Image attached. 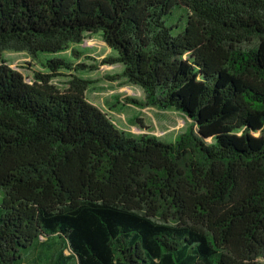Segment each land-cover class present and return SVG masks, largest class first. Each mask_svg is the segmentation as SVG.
<instances>
[{
  "label": "trees",
  "instance_id": "obj_1",
  "mask_svg": "<svg viewBox=\"0 0 264 264\" xmlns=\"http://www.w3.org/2000/svg\"><path fill=\"white\" fill-rule=\"evenodd\" d=\"M90 34L174 142L52 84ZM0 264H264V0H0Z\"/></svg>",
  "mask_w": 264,
  "mask_h": 264
},
{
  "label": "rangeland",
  "instance_id": "obj_2",
  "mask_svg": "<svg viewBox=\"0 0 264 264\" xmlns=\"http://www.w3.org/2000/svg\"><path fill=\"white\" fill-rule=\"evenodd\" d=\"M81 53L73 61V70H62L53 78L52 84L61 91L70 87L69 80L77 76L91 81L85 97L89 103L101 110L108 120L120 131L134 136L150 134L167 142H174L184 133L192 121L175 109L159 110L155 107L140 108L128 102L127 98L144 100V93L138 86L131 85L119 77L120 64H103L102 61L114 52L98 34L87 35L83 42L74 45ZM71 49L62 55L70 57ZM4 58L16 70L21 72L28 82L33 80L35 72H45L40 60H32L26 53H4ZM96 66V69L76 70L77 65Z\"/></svg>",
  "mask_w": 264,
  "mask_h": 264
}]
</instances>
